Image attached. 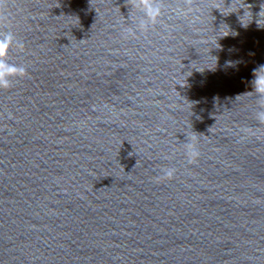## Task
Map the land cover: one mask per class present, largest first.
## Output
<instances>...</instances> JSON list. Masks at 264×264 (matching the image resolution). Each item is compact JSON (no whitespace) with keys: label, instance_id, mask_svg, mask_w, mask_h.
I'll list each match as a JSON object with an SVG mask.
<instances>
[{"label":"water","instance_id":"1","mask_svg":"<svg viewBox=\"0 0 264 264\" xmlns=\"http://www.w3.org/2000/svg\"><path fill=\"white\" fill-rule=\"evenodd\" d=\"M161 3L128 39L125 0L0 5V264H264V0Z\"/></svg>","mask_w":264,"mask_h":264},{"label":"clouds","instance_id":"2","mask_svg":"<svg viewBox=\"0 0 264 264\" xmlns=\"http://www.w3.org/2000/svg\"><path fill=\"white\" fill-rule=\"evenodd\" d=\"M125 2L130 10H136L139 15L133 17L129 12L128 19L133 21L134 26L122 29V37L124 39L134 38L137 35V32H146L151 26L158 22L162 15L161 0H125ZM3 4L4 0H0V5ZM193 4L194 0H183L184 7L179 9L180 14L187 17V15L193 11ZM257 16V24L261 26V22L264 21V4L261 5V9ZM3 19L4 17L0 16V21H3ZM196 19H198V17H194L190 23H195ZM13 43H15L16 47L23 50V42L16 40L11 31H0V89L11 87L12 78L23 77L27 74V69L24 66L13 64L8 60L9 49ZM253 77L254 78L251 81L252 90L249 92L254 93L257 97L258 107L254 114V118L259 124H264V65L253 70ZM241 132L247 135L250 133V130L245 128L241 129ZM243 138L244 137L242 136L241 139ZM195 140V136L188 138L184 146L185 155L189 164L195 163L199 157V150L195 145ZM175 171L174 168L162 169L163 175L157 177V179H171L174 176Z\"/></svg>","mask_w":264,"mask_h":264}]
</instances>
